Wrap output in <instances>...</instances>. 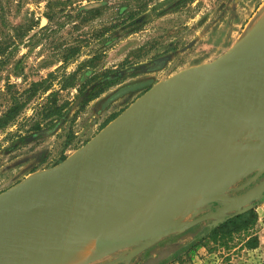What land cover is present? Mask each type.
<instances>
[{"label":"rangeland","instance_id":"obj_1","mask_svg":"<svg viewBox=\"0 0 264 264\" xmlns=\"http://www.w3.org/2000/svg\"><path fill=\"white\" fill-rule=\"evenodd\" d=\"M101 1L0 0V116L15 102L22 106L0 128V192L59 163L153 86L215 59L264 26L254 24L264 0H106L100 12L84 11ZM124 6L131 15L122 16ZM54 102L64 105V114L51 119L46 112ZM168 112L162 104L151 116L163 119ZM254 147L259 152L243 160L219 193L201 197L181 219L165 218L166 227L174 226L168 232L85 244L78 264H264V162L248 167L264 156V138ZM220 208L229 210L185 227ZM248 208L258 214L255 248L244 247L239 235L228 249L207 239L212 227ZM53 242L40 243L15 264L66 260Z\"/></svg>","mask_w":264,"mask_h":264},{"label":"water","instance_id":"obj_2","mask_svg":"<svg viewBox=\"0 0 264 264\" xmlns=\"http://www.w3.org/2000/svg\"><path fill=\"white\" fill-rule=\"evenodd\" d=\"M263 73L264 26H260L215 59L168 77L163 83L179 84L188 77L200 83L164 120L151 116L158 106L154 99L147 100L153 86L59 163L1 191L0 214L6 216L0 219V264L19 262L22 255L49 239L70 242L90 236L92 219L84 215L85 209L115 203L141 182L157 178L185 145L240 113V97ZM250 160L248 167H254L264 162V156ZM227 210L205 213L185 227Z\"/></svg>","mask_w":264,"mask_h":264},{"label":"bare ground","instance_id":"obj_3","mask_svg":"<svg viewBox=\"0 0 264 264\" xmlns=\"http://www.w3.org/2000/svg\"><path fill=\"white\" fill-rule=\"evenodd\" d=\"M260 23H264V9L262 10V12L260 13L259 17L257 18V20L254 22V24L256 26H258L257 24H260ZM264 25V24H263ZM254 26V28L256 27ZM260 26V25H259ZM253 28V29H254ZM252 29V28H251ZM264 74V73H263ZM264 78H260V80H262ZM258 81V83H260ZM263 82V81H262ZM199 80L195 77H188L186 79H184L182 82H180L179 84H168V83H163V84H157L156 86H154L152 92L147 96V100H151V99H154L156 103H158V106L159 107L160 105L162 104H165L166 106L169 107V112H168V115H166V117H168L170 114L173 113L174 110L178 109L186 100L187 98L193 93V91L195 90V88L198 86L199 84ZM255 84V83H254ZM261 84V83H260ZM253 85V84H252ZM251 85V86H252ZM251 86H248L251 87ZM254 86V85H253ZM256 87H264L263 85H260L259 84L255 85ZM254 89V88H253ZM261 90V89H260ZM253 92L256 91V90H252ZM250 90V92H252ZM264 92V90H262ZM250 92L249 95H250ZM255 93V92H254ZM252 93V94H254ZM262 93V92H261ZM264 94V93H262ZM256 95V94H255ZM258 95V94H257ZM248 96V95H247ZM245 97V101L241 100L242 102H246V98L248 97ZM261 96V94H260ZM259 96V97H260ZM252 97V96H250ZM255 99V98H254ZM263 98H256L255 101H258V100H261ZM251 99H249L250 101ZM264 100V99H263ZM248 101V99H247ZM254 101V100H253ZM252 102V101H250ZM259 103H262V106L264 105L263 102H260L258 101ZM256 103L257 104V107L261 105L259 103ZM249 103V102H248ZM254 103V102H253ZM241 104V102H240ZM246 104V103H245ZM244 105V104H243ZM247 106V105H246ZM248 106H250L248 104ZM156 107V108H157ZM264 107V106H263ZM252 108V107H250ZM254 108V107H253ZM262 108V107H261ZM249 110V109H248ZM257 111V110H256ZM250 112V111H249ZM248 113V112H247ZM252 113L253 112H250V117H251V120H252ZM261 114V113H260ZM264 115V113H263ZM262 115V116H263ZM257 116V114L255 115ZM261 116V117H262ZM165 117V118H166ZM246 117V116H244ZM248 114H247V118L248 119ZM254 117V116H253ZM164 118V119H165ZM255 118H258L259 117H255ZM253 118V119H255ZM264 118V117H263ZM225 119H233L234 122H229L231 124H228L225 126V124H222L220 129H219V125L216 126V129L218 127V131L216 133V136H219L221 133L222 135L224 134L222 131L223 129H225L226 127H229L226 129V132L227 133H230V135L232 134V136L234 134H237L239 133L240 131L244 130L245 127L243 125H241L243 123V120H239V121H242L241 124L238 123V121H235L236 120V113L235 115H232L231 117H228V118H225ZM245 119V118H244ZM250 120V122H251ZM246 120H244L245 122ZM253 121V120H252ZM259 121V120H258ZM261 121V120H260ZM264 119L262 120V123H263ZM238 123V124H237ZM248 123V122H247ZM246 123V124H247ZM255 123V122H254ZM245 124V125H246ZM251 124L252 122L250 123V126L251 127ZM257 124H260V123H257ZM264 124V123H263ZM253 126V124H252ZM256 126V125H255ZM264 127V126H262ZM246 128H249V127H246ZM254 128V127H253ZM259 128V126L257 127ZM215 129V127H214ZM261 129V128H259ZM257 129V130H259ZM212 130V129H211ZM246 130H250V129H245L244 131L246 132ZM209 133H211L210 130H208ZM207 132V134H209ZM214 131V130H212ZM216 131V130H215ZM214 131V132H215ZM252 131V130H251ZM255 131V130H254ZM253 131V134H251V137L253 135H255L257 132L259 133V131H257L256 133H254ZM262 131V130H261ZM206 132L204 133L206 135ZM248 132V131H247ZM244 133V132H243ZM204 134H202L204 136ZM249 134V133H248ZM249 134V135H250ZM213 135V133H212ZM228 135V134H227ZM226 135V137H227ZM261 135H262V132H261ZM260 135V136H261ZM214 136V135H213ZM225 136V135H224ZM256 136V135H255ZM220 137V136H219ZM218 137L217 140H219L220 138ZM223 137V136H222ZM231 137V136H230ZM228 137V138H230ZM254 137V136H253ZM259 137V136H258ZM264 137V136H263ZM263 137H260V138H263ZM225 138V137H224ZM232 138V137H231ZM199 139L201 140L202 137ZM198 139V140H199ZM204 139V138H203ZM253 139V138H252ZM256 139V138H254ZM200 140L198 142H195L196 144L200 142ZM206 140V139H205ZM221 140V139H220ZM232 140V139H231ZM257 140V139H256ZM197 141V139H196ZM209 141V140H208ZM213 141V140H212ZM233 141V140H232ZM232 141L230 142V147H227L226 146V151H228V155L225 157L226 159H222L221 157H218L220 156L216 149L218 145V143H220L218 141L217 145L215 146V142H216V139H214V144L212 147H210L209 149L210 150H215L216 149V153L217 154V159L219 160L217 162V164L215 163L216 165V168H219V166H223L221 164H223L224 162H232V163H235L236 161L242 159V157L244 155L247 154V152H249V150L246 148V147H243L241 145H235L237 143L234 144V142L232 143ZM194 142H191L193 144H190V145H195ZM203 142V141H202ZM229 142V140L227 141ZM208 143V142H206ZM205 143V144H206ZM210 143V141H209ZM222 143V142H221ZM246 143V142H245ZM247 144V143H246ZM203 145V144H202ZM200 145L198 148H199V151H201L202 153V147L200 150V147L202 146ZM193 146H191V148H193ZM205 148L206 145H204ZM215 146V147H214ZM197 146L195 145V149L189 154L186 155V158L181 161L180 165L178 166V163H177V168L176 170L171 173V177H174V181H176L177 184H175L173 182L169 184L168 183H165V182H159L158 185H155V183L153 184H149L147 185L149 182V179L148 181H143L141 182V184H138L135 188L132 189V192L130 195L128 196H125L123 198H121L120 200H118L117 202L115 203H110L108 204L107 206H103L101 207L100 209H97V210H93L91 208H88V209H85L84 210V215L85 214H88L87 217H89L90 219H92V225L96 224L97 220H96V215H99L101 213L104 212V210H107L106 214L107 216H109L108 214V209H114L115 210V213H113L111 216L108 217L107 221L102 223V224H99L97 225L96 227H93L91 229V233L89 234L90 236H88L87 238H84V239H81V240H78L79 238L73 240V241H70V242H54L57 247L56 250H58L59 252H61V255H63L62 253L66 254V260L64 261H61L60 263H57V264H78V263H81L82 261V258L84 256V249H85V244L87 246H89V248H92V247H103V246H108V245H111L114 241H116L117 238H119L122 234L123 235H126L124 238H122L123 240L124 239H132L133 238H139V237H142V236H147L149 234H156V233H159L160 231H162L168 221L165 220V218H169L171 219L173 216L175 215H178L184 211H187L188 209L190 210L191 208V205L193 206V204H195L197 201L196 199H198L204 192H206L207 190L205 189H194V191H190L189 193H186L184 194V192L182 191L183 195L180 194L181 192L179 191L178 188L180 184H178L179 182H181L182 184L187 181V182H190L189 180H191V178L195 175H192V171L189 170L187 167H188V164L190 165L192 162V159L197 156V158L200 159V155L202 156V154L198 155V150L196 148ZM220 147V146H219ZM223 147V146H222ZM221 147V148H222ZM248 147H249V144H248ZM212 148V149H211ZM215 148V149H214ZM192 150V149H191ZM188 149V151H191ZM206 150V149H205ZM225 150H221V151H224ZM261 150V149H260ZM204 151V150H203ZM208 151V150H207ZM206 151V152H207ZM220 152V151H219ZM251 152V151H250ZM256 152V151H255ZM205 153V152H204ZM214 153V151L212 152V154ZM208 154V153H206ZM226 153H224L225 155ZM211 155V153L209 154ZM208 155V157H209ZM223 155V154H222ZM221 155V156H222ZM223 155V157H224ZM261 155V154H259ZM185 156V155H184ZM199 156V157H198ZM203 156H206L207 158V155L203 154ZM214 156V155H213ZM216 156V155H215ZM248 155H246L247 157ZM182 157V156H181ZM196 158V157H195ZM214 158V157H213ZM202 159V157H201ZM204 159L205 157L203 158V161L204 162ZM211 159V157H210ZM209 159V160H210ZM181 160V158H180ZM198 160V159H197ZM208 160V159H207ZM199 161V160H198ZM206 161V160H205ZM214 161V160H213ZM212 160L210 161H206V164L208 162H210V164L213 163ZM216 161V160H215ZM191 162V163H189ZM194 162V160H193ZM212 162V163H211ZM239 162V161H238ZM195 163H196V160H195ZM200 163V162H199ZM200 163V164H201ZM197 164V163H196ZM209 164V165H210ZM226 164V163H225ZM231 164V163H229ZM198 165V164H197ZM202 165V164H201ZM234 165V164H232ZM231 165V167H232ZM192 166H195V165H192ZM199 166V165H198ZM211 166H214V165H210ZM228 166V165H227ZM200 167V166H199ZM207 167V166H206ZM215 167V166H214ZM234 167V166H233ZM202 168H205V166L202 165ZM202 168H201V171H202ZM216 168H213L211 170H214ZM223 168V167H222ZM174 169V168H173ZM194 169V168H193ZM226 169V168H225ZM228 169V168H227ZM232 169V168H231ZM200 170V169H199ZM204 170L203 169V173H204ZM207 170V169H206ZM217 170H220V169H217ZM194 171V170H193ZM231 171V170H230ZM198 172V171H197ZM207 172H210V174H215L216 172L214 173H211V171H207ZM205 174V173H204ZM207 174V173H206ZM225 174V173H224ZM223 174V175H224ZM198 176V175H197ZM204 176V175H203ZM209 177V175H207ZM215 176V175H214ZM168 177V176H167ZM166 178V177H165ZM163 178V179H165ZM203 178V177H202ZM207 178V177H206ZM162 179V180H163ZM167 179V178H166ZM171 179V178H170ZM211 179V178H208V180ZM151 180V179H150ZM197 181V180H196ZM148 182V183H147ZM155 182V181H154ZM202 182V181H200ZM205 182V181H204ZM212 182H214L212 180ZM147 183V184H146ZM207 183V182H205ZM211 183V181H210ZM146 184V185H145ZM145 185V186H143ZM195 185V184H194ZM200 185V184H199ZM206 185V184H205ZM209 185V184H208ZM212 185V184H211ZM210 185V186H211ZM215 185V184H214ZM193 186V185H192ZM206 189L207 186H205ZM203 187V188H205ZM213 187V186H212ZM196 188V187H195ZM212 189V188H210ZM209 189V190H210ZM182 190V189H181ZM190 190V189H189ZM196 191V193H195ZM208 193V192H207ZM206 194V193H205ZM233 207V206H232ZM112 213V212H111ZM6 214H0V219L5 217ZM104 217V216H102ZM95 218V219H94ZM101 218V216H100ZM107 218V217H106ZM105 219V218H104ZM99 221V220H98ZM98 224V223H97ZM91 225V226H92ZM77 240V241H76ZM137 240V239H136ZM75 241V242H74ZM122 241V240H121ZM77 243V244H75ZM79 243V244H78ZM82 243V244H80ZM84 243V244H83ZM120 243V242H118ZM71 245H74V246H71ZM70 246V247H69ZM44 248V247H43ZM53 248V247H52ZM54 248V249H55ZM53 250V249H52ZM47 251V250H46ZM56 251V252H58ZM47 253V252H46ZM59 254V253H58ZM52 255V254H51ZM55 256V255H54ZM52 257V256H50ZM60 257V254L59 256ZM30 259L28 258L27 261H29ZM28 263V262H27Z\"/></svg>","mask_w":264,"mask_h":264},{"label":"crops","instance_id":"obj_4","mask_svg":"<svg viewBox=\"0 0 264 264\" xmlns=\"http://www.w3.org/2000/svg\"><path fill=\"white\" fill-rule=\"evenodd\" d=\"M260 78H264V74L260 77ZM259 81V80H258ZM263 81V82H262ZM260 83H258L257 82V85L259 84V86L260 85H263L264 86V79H262V80H260L259 81ZM254 85V86H253ZM251 87H249V88H247L244 92L246 93L245 94V96H243V97H240V99L242 100H244L245 101V97L247 96L248 98H246V102H242L241 101V104H240V113H238V111L236 112V120L235 121H238V123H240L241 124V122L242 121H239V120H243V123L241 124V125H243L244 127L246 126V127H249V128H246L245 127V129H250V130H246V132L244 131V130H242V131H240L239 133H237V134H234L233 136H232V134L230 135V133H227L226 132V129L227 128H229V127H226L225 129H223V135H222V133L219 135V136H216V133H217V131H218V127H219V129H220V127H221V125L222 124H225V126L226 125H228V124H231L232 122H234V120L233 119H224V121H222V122H220V123H218V124H215L214 126H212L211 128H209V130L211 131V133H209V131H208V133L209 134H207V132H206V135L204 134V136L202 135V136H200V138L202 137V139L200 140L199 138V140H200V142L199 143H195V142H198L199 140L197 139V141L196 140H194V141H192V142H194L195 143V145L197 146L196 148H197V150H198V155H200V154H202V156L200 155V159L199 158H197V156H195L193 159H192V163L191 162H189V163H191L190 165L188 164V169L189 170H191L193 173H192V175H195L196 173V175L195 176H193L192 178H191V180H189L190 182H187V181H185L183 184L181 183V182H179L178 184H180L179 185V187L180 188H178L179 189V191L181 192L180 194H182L183 195V193H182V191L184 192V194H186V193H189L190 191H194V189H205V190H207L206 192H204L198 199H196V201H198L201 197H203V196H207V195H213L214 193H219V191H220V188H221V186H222V184H223V182L228 178V175H229V173H230V170H232V169H234L235 167H238L240 164H242L243 163V160L246 158V155H251V154H253V153H256V152H259V150H257V149H255V147H254V144H256L261 138L260 137H263L264 136V127H262V126H264V121H263V123H262V120L264 119L263 117H264V115H263V113H264V105L262 106V103H259L258 101H260V102H263L264 103V94H262V93H264L262 90H264V87H256L255 85H256V83L255 84H253ZM254 88V89H253ZM261 89V90H260ZM250 90L252 91V90H256V91H252V92H250ZM248 92H250V95H249V93ZM262 92V93H261ZM252 93H254V94H252ZM256 94V95H255ZM258 94V95H257ZM260 94H261V96H260ZM250 96H252V97H250ZM260 96V97H259ZM255 98V99H254ZM256 98L258 99V98H263V99H261V100H258V101H255L256 100ZM247 99H248V101H247ZM249 99H251L250 101H252V102H250L249 101ZM254 100V101H253ZM249 102V103H248ZM254 102V103H253ZM259 103L260 105H261V107L260 106H258L257 107V104L256 103ZM246 103V104H245ZM244 104V105H243ZM248 104L250 105V106H248ZM247 105V106H246ZM250 107H252V108H250ZM254 107V108H253ZM249 109V110H248ZM257 110V111H256ZM253 112L252 113V120H251V117H250V112ZM248 112V113H247ZM261 113V114H260ZM247 114H248V119H246L247 118ZM257 114V116H255ZM263 115V116H262ZM244 116H246V117H244ZM254 116V117H253ZM262 116V117H261ZM255 117H259V119L258 118H255ZM245 118V119H244ZM253 118H255V119H253ZM244 120H246L245 122H244ZM250 120H251V122H252V124H253V126H252V124H251V127L250 126H248V125H250ZM259 120V121H258ZM261 120V121H260ZM229 122H231V123H229ZM248 122V123H247ZM255 122V123H254ZM237 123V124H238ZM247 123V124H246ZM257 123H260V124H257ZM246 124V125H245ZM217 125H219L218 127H217V129H216V126ZM256 125V126H255ZM229 126V125H228ZM259 126V128H261V129H259V128H257ZM214 127H215V129H214ZM254 127V128H253ZM216 130L215 132L214 131H212V130ZM257 129H259V130H257ZM252 130V131H251ZM255 130V131H254ZM262 130V131H261ZM227 131H228V129H227ZM248 131V132H247ZM253 131H254V133H256L257 131H259V133L257 132L255 135H253L252 137H251V134H253ZM244 132V133H243ZM261 132H262V135H261ZM212 133H213V135H212ZM250 135H249V134ZM228 134V135H227ZM225 135V136H224ZM226 135H227V137H226ZM261 135V136H260ZM223 136V137H222ZM232 138H231V137ZM259 136V137H258ZM218 137L221 139H219V140H217L218 139ZM225 137V138H224ZM228 137H230V138H228ZM204 138V139H203ZM253 138V139H252ZM254 138H256V139H254ZM264 138V137H263ZM206 139V140H205ZM214 139H216V142H215V144H214ZM233 141H232V140ZM210 141V143H209V141ZM213 140V141H212ZM229 140V142H227ZM203 141V142H202ZM218 141L220 142V143H218ZM232 141V143L234 142V144L235 143H237V144H235V145H241V146H243V147H246L248 150H249V152H247V154L246 155H244L243 157H242V159H240V160H238V161H236L235 163H232V162H228V164H227V162H224L223 164H221V165H223V166H219V168H216V165H215V163L217 164V162L219 161L218 159H217V154H219L220 156H218V157H221L222 159H226L225 157L228 155V151H226L225 149H226V146L227 147H230V142ZM206 142H208V143H206ZM222 142V143H221ZM247 144H246V143ZM206 143V144H205ZM217 143H218V145L220 146H217L216 147V149H217V151H218V153L217 154H215L217 151H216V149L215 150H213L212 148V150H210L209 148L210 147H212L213 146V144L216 146L217 145ZM190 144H193V143H188L187 145H185L180 151H179V154H177L176 156H178L176 159H174L173 160V162L172 163H170L169 165H167L161 172H160V174H159V176L157 177V178H155V177H153L151 180H149L146 184L147 185H149V184H154L155 183V185H158L159 184V182L161 183L162 181L163 182H165V183H168L169 184V182L170 183H172L173 184V182L175 183V184H177L176 183V181H174L173 179H174V177H171V173H173L175 170H176V168L180 165V163H181V161L183 160V158L185 159L186 158V155L187 154H189V152L191 153L195 148V145L193 146V145H190ZM203 144V145H202ZM248 144H249V147H248ZM200 145H202L201 147H200V150H202V153H201V151H199V146ZM204 145H206V147L207 148H205V146ZM210 145H212V146H210ZM191 146H193V148H191ZM214 146V147H215ZM223 146V147H222ZM202 147H204V148H202ZM222 147V148H221ZM202 148V149H201ZM188 149L189 150H191V151H188ZM206 149V150H205ZM225 150V152L224 151H221V150ZM208 150V151H207ZM207 151V152H206ZM214 151V153L212 154V152ZM251 151V152H250ZM256 151V152H255ZM261 151H262V149H261ZM260 151V152H261ZM264 151V150H263ZM205 152V153H204ZM200 153V154H199ZM206 153H208V154H206ZM211 153V155H209ZM224 153H226L225 155H224ZM203 154H205V155H207V158H206V156H203ZM224 155V157H223V155ZM185 155V156H184ZM208 155H209V157H208ZM214 155V156H213ZM216 155V156H215ZM222 155V156H221ZM182 156V157H181ZM199 157V156H198ZM201 157H202V159H201ZM205 157V159H204V162H202L201 163V161L200 160H202L203 161V158ZM210 157H211V159H210ZM214 157V158H213ZM180 158H181V160H180ZM199 161H198V160ZM208 159V160H207ZM214 160L213 161V163L212 164H210V162H208L207 164H206V161H210V160ZM193 160H194V162H193ZM195 160H196V163L200 166H198L196 163H195ZM206 160V161H205ZM216 160V161H215ZM203 165V166H205V168H202V165L200 164V163ZM215 162V163H214ZM177 163H178V166H177ZM226 163V164H225ZM229 163H231V164H229ZM214 165V166H211L210 167V165ZM232 164H234V165H232ZM192 165H195V166H192ZM228 165V166H227ZM231 165H232V167H231ZM207 166V167H206ZM234 166V167H233ZM212 167L213 168H216V169H214V170H211L212 169ZM223 167V168H222ZM174 168V169H173ZM194 168V169H193ZM201 168H202V171H203V169H205L204 170V173L201 171ZM226 168V169H225ZM228 168V169H227ZM232 168V169H231ZM200 169V170H199ZM207 169V170H206ZM217 169H220V170H217ZM194 170V171H193ZM211 171V173H214V172H216L215 174H210V172H207V171ZM198 171V172H197ZM214 171V172H213ZM207 173V174H206ZM225 173V174H224ZM224 174V175H223ZM198 175V176H197ZM204 175V176H203ZM207 175H209V177L207 176ZM215 175V176H214ZM168 176V177H167ZM167 179H166V178ZM203 177V178H202ZM207 177V178H206ZM163 178H165V179H163ZM171 178V179H170ZM208 178H211V179H209L208 180ZM163 179V180H162ZM159 181V182H157V181ZM165 180V181H164ZM172 180H173V182H172ZM197 180V181H196ZM212 180L214 181V182H212ZM155 181V182H154ZM200 181H202V182H200ZM207 182V183H205V182ZM210 181H211V183H210ZM145 184V185H146ZM195 184V185H194ZM200 184V185H199ZM206 184V185H205ZM209 184V185H208ZM212 184V185H211ZM215 184V185H214ZM145 185H143V186H145ZM193 185V186H192ZM211 185V186H210ZM205 186H207V188L208 189H206V187ZM213 186V187H212ZM196 187V188H195ZM203 187H205V188H203ZM210 188H212V189H210ZM182 189V190H181ZM190 189V190H189ZM210 189V190H209ZM208 192V193H207ZM195 193H196V191H195ZM206 193V194H205ZM106 212H107V210H104V212L103 213H101V214H99V215H96V220H97V222H96V224H94V225H92L91 227L93 228V227H96L97 225H99V224H102V223H104V222H106L107 221V219H108V217L109 216H111L113 213H115V210L114 209H108V214H109V216H107V215H105L106 214ZM112 212V213H111ZM189 212V209L186 211V212H184V213H181L180 215H177L174 219L172 218V222L174 221V220H176V219H181L182 218V216L184 215V214H187ZM111 214V215H110ZM100 216H101V218H100ZM102 216H104V217H102ZM107 217V218H106ZM94 218V219H95ZM105 218V219H104ZM99 220V221H98ZM98 223V224H97ZM90 227V228H91ZM91 228V229H92ZM91 233V232H90ZM126 235H121L119 238H124ZM84 238H87V236H83V237H80L78 240H81V239H84ZM77 241V240H76ZM75 242V241H74Z\"/></svg>","mask_w":264,"mask_h":264},{"label":"trees","instance_id":"obj_5","mask_svg":"<svg viewBox=\"0 0 264 264\" xmlns=\"http://www.w3.org/2000/svg\"><path fill=\"white\" fill-rule=\"evenodd\" d=\"M106 0L101 1L97 6H91L88 8H84V11L91 14V12H100L102 8L105 7ZM124 10L122 11V16H125L126 14H129L130 10L127 9V7H123ZM131 15V13L129 14ZM127 15V17L129 16ZM76 49H72L68 56H73ZM34 85V84H33ZM69 85H74V81L69 83ZM99 91L91 92L87 95V100L92 99L98 95ZM31 95L27 96V99L30 98ZM22 108L21 104L15 102L11 105V107L6 110V112L3 113L2 116H0V128L8 125L11 123L15 117L19 114L20 109ZM64 105H51L50 109L46 112V116L49 118H58L61 117L64 114ZM34 128L38 129L40 128V123L36 122L34 124ZM66 156H63L61 160H63ZM60 160V161H61ZM258 220V214L255 211L254 208H248L241 212L232 214L231 216H228L223 221L218 223L216 226L212 227L207 234V239H209L211 242L215 244V246H223L226 249L230 248V241L236 236L239 235L243 238V246L246 248H255L259 244V239L254 231V227L256 225V222Z\"/></svg>","mask_w":264,"mask_h":264}]
</instances>
